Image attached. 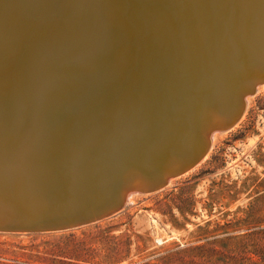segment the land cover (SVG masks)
I'll return each instance as SVG.
<instances>
[{
    "label": "bare ground",
    "instance_id": "bare-ground-1",
    "mask_svg": "<svg viewBox=\"0 0 264 264\" xmlns=\"http://www.w3.org/2000/svg\"><path fill=\"white\" fill-rule=\"evenodd\" d=\"M263 75L264 0H0V224L133 202Z\"/></svg>",
    "mask_w": 264,
    "mask_h": 264
},
{
    "label": "rangeland",
    "instance_id": "rangeland-1",
    "mask_svg": "<svg viewBox=\"0 0 264 264\" xmlns=\"http://www.w3.org/2000/svg\"><path fill=\"white\" fill-rule=\"evenodd\" d=\"M244 105L203 160L113 214L63 230L0 231V264H167L175 249L211 241L239 258L264 234V86ZM178 258L172 264H186Z\"/></svg>",
    "mask_w": 264,
    "mask_h": 264
},
{
    "label": "water",
    "instance_id": "water-1",
    "mask_svg": "<svg viewBox=\"0 0 264 264\" xmlns=\"http://www.w3.org/2000/svg\"><path fill=\"white\" fill-rule=\"evenodd\" d=\"M264 78V75H263ZM257 84V83H256ZM256 89V85L252 86V88L250 89L249 94H253L255 92ZM244 109V103H242L240 105L239 111L236 115H232V117H230L228 120H225L223 122V124L225 125L224 128H219V130H226L230 127H232L237 120L240 118L242 112ZM213 131V130H212ZM211 132V131H210ZM209 145V141H206L205 144L203 145V148L201 151L197 152L195 156H193L190 161L188 160L187 162H185L183 164V166L176 168L175 170H172L170 172L167 173L166 176H177L179 174H182L184 172H186L187 170H189L190 168H192L193 166H195L202 158L203 153H205L208 148ZM165 176V177H166ZM165 177H163L161 180H159L158 182L153 183L151 186L149 187H145V188H141V189H134L136 191H143V190H155V189H159L162 188L165 184H167V179H165ZM170 178V177H167ZM137 188V187H135ZM133 192V191H132ZM119 201L115 202L113 205L102 209L101 211L94 213L92 215L86 216V217H80L79 219H74V220H70L67 222H60V223H54V224H49V225H41V226H30V225H19V224H11V225H1L0 224V231H9V230H13V231H44V230H49V231H56V230H63V229H67V228H73V227H77V226H81L87 223H91L94 222L96 220H99L103 217L109 216L111 214H113V210L114 208H116L119 205ZM8 205H10L11 203L6 202ZM123 206V205H122Z\"/></svg>",
    "mask_w": 264,
    "mask_h": 264
},
{
    "label": "trees",
    "instance_id": "trees-1",
    "mask_svg": "<svg viewBox=\"0 0 264 264\" xmlns=\"http://www.w3.org/2000/svg\"><path fill=\"white\" fill-rule=\"evenodd\" d=\"M207 245L210 247H206ZM251 245L250 248L246 246L242 247L239 258L234 254L228 260L226 258L228 249L225 248L218 251L217 246L214 245V241H211L207 244L177 248L169 255L161 258V262L166 261L167 264H172L174 260L179 259L178 257L182 258V260L187 257L186 264H264V234L259 237V242H253ZM212 254L214 256L220 254L224 259L220 262L211 260L212 256L210 255ZM157 262L158 260L143 264H158Z\"/></svg>",
    "mask_w": 264,
    "mask_h": 264
}]
</instances>
